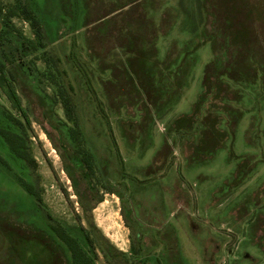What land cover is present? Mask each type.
<instances>
[{
    "label": "rangeland",
    "instance_id": "1",
    "mask_svg": "<svg viewBox=\"0 0 264 264\" xmlns=\"http://www.w3.org/2000/svg\"><path fill=\"white\" fill-rule=\"evenodd\" d=\"M0 61V264H73L47 214L94 264H264V0H0Z\"/></svg>",
    "mask_w": 264,
    "mask_h": 264
},
{
    "label": "trees",
    "instance_id": "2",
    "mask_svg": "<svg viewBox=\"0 0 264 264\" xmlns=\"http://www.w3.org/2000/svg\"><path fill=\"white\" fill-rule=\"evenodd\" d=\"M10 17H14V15H10ZM26 22L30 23L32 29L36 32L38 27L40 26V23L38 21L37 15L35 11L30 8V12L28 14V17L25 19ZM39 30H42L41 27ZM70 86V85H69ZM0 88H6L7 89V95L8 98L15 103L16 108L21 110V102L20 99L14 90L12 84L7 79L4 73V65L0 61ZM70 91L73 92V87H69ZM71 94V93H70ZM71 96V95H70ZM65 110L68 113V117L71 119L73 118V114H75L76 108L72 102V99H65L64 101ZM74 120V119H73ZM21 124V123H19ZM0 136L4 139L6 144L8 145L11 152L22 162L25 163V165L32 171L36 170V161L33 158L29 148L26 146V142L29 141L27 132L24 131L23 135L15 134L11 131L0 129ZM28 192L35 196L38 203H41L42 199L39 194H35L28 190ZM114 194V192H111ZM103 201H98V204L102 203ZM94 208H91L90 210H87V212H91ZM47 218L50 222L56 224L50 225L51 230L58 236L59 239H61L68 247L70 252L72 253L73 258V264H94L93 260L80 248V245L78 242L68 235L64 229L58 225V223H55L54 220L50 215L47 214ZM107 240V239H106ZM107 244H110L109 241H106ZM105 248V256L108 259V264H129L128 259L126 258L125 254L116 250L114 247H111L110 245L104 246ZM118 254V255H117ZM116 255L119 257L117 258Z\"/></svg>",
    "mask_w": 264,
    "mask_h": 264
}]
</instances>
